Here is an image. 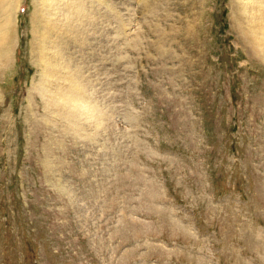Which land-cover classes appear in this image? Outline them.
Here are the masks:
<instances>
[{
    "label": "rangeland",
    "instance_id": "obj_1",
    "mask_svg": "<svg viewBox=\"0 0 264 264\" xmlns=\"http://www.w3.org/2000/svg\"><path fill=\"white\" fill-rule=\"evenodd\" d=\"M0 264H264V0H0Z\"/></svg>",
    "mask_w": 264,
    "mask_h": 264
}]
</instances>
